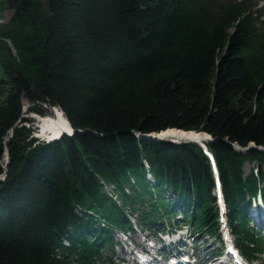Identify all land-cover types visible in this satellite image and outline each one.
Segmentation results:
<instances>
[{
    "label": "trees",
    "instance_id": "trees-1",
    "mask_svg": "<svg viewBox=\"0 0 264 264\" xmlns=\"http://www.w3.org/2000/svg\"><path fill=\"white\" fill-rule=\"evenodd\" d=\"M1 3L14 11L0 24V264H114L115 231L135 224L222 240L203 147L137 134L177 127L214 137L229 226L259 258L246 209L264 203V149L234 142L264 145L260 0ZM26 100L60 107L75 131L34 136Z\"/></svg>",
    "mask_w": 264,
    "mask_h": 264
},
{
    "label": "rangeland",
    "instance_id": "rangeland-1",
    "mask_svg": "<svg viewBox=\"0 0 264 264\" xmlns=\"http://www.w3.org/2000/svg\"><path fill=\"white\" fill-rule=\"evenodd\" d=\"M260 4H264V0H260ZM13 9L2 5L1 0H0V24L3 22H6L11 15L13 14ZM12 45V44H11ZM13 51L16 53L15 47L12 45ZM30 105L28 103V100H26V104L24 106V116L28 117L31 119V121H26L28 125H30L33 128V135L38 137L41 140L45 141H50L49 138H53V136L49 137L47 133H44L41 128L42 120L46 115H49L52 113V106L51 107H46L44 113H39L37 111H31L29 108ZM55 106V105H53ZM176 127V126H175ZM194 130H200V131H205L202 129H194ZM139 132V131H138ZM61 135V134H60ZM69 135H71L69 133ZM211 135V134H210ZM57 136V135H56ZM55 137V136H54ZM166 139V138H165ZM212 139V138H211ZM54 140V139H52ZM210 140L207 138V141ZM176 142H180L177 140H172ZM186 141V140H185ZM207 141L205 144L207 145ZM204 149V148H203ZM205 151V150H204ZM206 153V151H205ZM207 154V153H206ZM5 164V162H4ZM257 161H247L244 164V173L248 174L251 172L253 169L254 171L257 170ZM264 179V178H263ZM262 185H264V180L262 182ZM216 189H218L216 185ZM218 205H219V211L221 215L220 223L222 224V230H223V236L222 240L219 238H215L214 236L208 237L206 236H201V234L196 233L191 231L190 227L187 224H178L174 223L173 225H166V227L162 230H159L156 227L148 226V227H141L139 224H135L134 228H130L127 230H121L118 229L114 233V237L116 240V243L114 244V253H113V259H114V264H137L135 261H132V257L136 255H143L144 250L147 248H150L153 251H158L157 256L163 257L164 256V262L165 258L169 255L172 257L173 249L169 244L170 240L176 239L179 236V232H182L184 235V238L182 239V242L184 244L183 247L186 248V250H195L197 251V258L202 261L206 262H212V256L214 257H221L224 256L225 260L221 261V258L216 259L215 263L217 264H229V262H233L231 259H229L227 256V248H225V245L222 248V242H227L228 240H235V236L233 232L231 233V230H229L228 225H226L227 222V206L223 205V203L218 199ZM258 208V209H256ZM259 210H262V213L259 214L258 216H255V213H258ZM246 212L248 216L251 218L250 224L259 231V233L264 235V226L258 222L262 221L264 222V207L262 204L257 203L255 206L249 205V207L246 209ZM181 215V211L178 210V215ZM224 215V216H223ZM256 218H254V217ZM225 221V222H223ZM171 230L173 232L169 233ZM232 234V235H231ZM207 239V240H206ZM165 245V247H162V244ZM178 243V242H177ZM235 243V242H234ZM236 244V243H235ZM155 245V246H154ZM145 246H147L145 248ZM186 246V247H185ZM239 246V245H238ZM143 247V248H142ZM141 248L143 252H141ZM240 248V246H239ZM241 249V248H240ZM219 250H221L219 252ZM242 250V249H241ZM243 251V250H242ZM145 253V252H144ZM212 254V255H211ZM244 255L249 259L250 264H264V249L263 252L259 253V258L258 259H250L245 253ZM147 256V255H146ZM244 256V257H245ZM149 257V256H147ZM227 259V260H226ZM97 264V262H96ZM203 264V263H201Z\"/></svg>",
    "mask_w": 264,
    "mask_h": 264
},
{
    "label": "bare ground",
    "instance_id": "bare-ground-1",
    "mask_svg": "<svg viewBox=\"0 0 264 264\" xmlns=\"http://www.w3.org/2000/svg\"><path fill=\"white\" fill-rule=\"evenodd\" d=\"M41 122H42V124H41L42 131L44 133H47V135L49 137L51 135L54 137V136L60 134L64 129H68V130L71 129L70 125H69V122H68V119H67L64 111L58 106L53 107L52 113L49 114V115H46V117H44ZM161 134L165 135L166 137H169V138H174V140H177V141H180L182 138H198V139L204 140L203 139L204 137L210 135L209 133H207L205 131H195V130L186 131V130L178 129V128H170V129H167V130H163L161 132ZM4 162H5V159L2 160V163H4ZM213 166H214V170H216V168H217L216 162H215V164H213ZM256 209H258V208H256ZM261 213H262V210H259L258 213H255V216H258ZM258 222H260L264 226V222H262V221H258ZM179 233L180 234H179L178 238L170 240L169 243L165 242L164 245L162 244V247H165L166 243L169 244L172 247V244L182 240L184 238V235H183L182 232H179ZM222 236H223V234H222ZM146 247L147 246H145V248ZM142 248H141V252H143ZM222 248H223V244H222ZM158 251H153L152 250V253L150 255H148L150 257H147L148 263L154 264V261H155L154 255ZM182 252L184 254H186L187 256H189L191 258L190 262H193L194 264H201V263H203V264H217V263H215L216 259L221 258L220 259L221 261L225 260L224 256L219 257V255H218V257H214V255H213L212 259H214V260H212V262H206V261L200 262L201 260H199L197 258V255H196L197 251H195V250L189 251V250H186V248H183ZM144 254L146 255V253H144ZM227 257L229 259H231L230 256H227ZM229 264H235V263L230 261ZM238 264H240V263H238Z\"/></svg>",
    "mask_w": 264,
    "mask_h": 264
},
{
    "label": "water",
    "instance_id": "water-1",
    "mask_svg": "<svg viewBox=\"0 0 264 264\" xmlns=\"http://www.w3.org/2000/svg\"><path fill=\"white\" fill-rule=\"evenodd\" d=\"M67 117V115H66ZM68 119V122H69V125H70V130L68 129H64L61 133H73L75 131V128L73 127V125L71 124L69 118L67 117ZM179 129V127H177ZM180 129H183V128H180ZM164 129L160 130V131H151V132H137V134L140 136V137H145V138H156V139H163V138H166V139H169V140H174V138H169V137H166L165 135H162L161 132L163 131ZM184 130H194V129H184ZM195 131H200V130H195ZM60 133V134H61ZM207 138L209 139H213L214 137L212 135H209V136H206L202 139H198V138H182L180 141H185V140H191V141H195V142H200V141H206ZM234 145L235 147L239 150V151H245L247 148L251 147V146H257L261 149H264V145H259V144H256L255 142H251L249 145H242L238 142H234ZM9 160H10V151L7 150L6 152V156H5V164L4 167H5V172L1 173L0 174V178H4L6 173H7V170H8V165H9Z\"/></svg>",
    "mask_w": 264,
    "mask_h": 264
}]
</instances>
